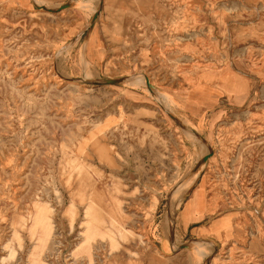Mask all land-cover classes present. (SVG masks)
<instances>
[{"label":"rangeland","instance_id":"374dc122","mask_svg":"<svg viewBox=\"0 0 264 264\" xmlns=\"http://www.w3.org/2000/svg\"><path fill=\"white\" fill-rule=\"evenodd\" d=\"M0 264H264V0H0Z\"/></svg>","mask_w":264,"mask_h":264},{"label":"crops","instance_id":"0c3cea01","mask_svg":"<svg viewBox=\"0 0 264 264\" xmlns=\"http://www.w3.org/2000/svg\"><path fill=\"white\" fill-rule=\"evenodd\" d=\"M98 59L99 58H96L93 63H96L98 61ZM199 189H201L202 193L204 194L203 185H201V184L198 185L196 190H195L194 197L191 198L190 200H188L187 202H185L182 209L180 210V213L178 214V216H179L178 218L180 221L179 225L182 228V230H184L183 232L187 233L189 230L190 233L192 231H195V232L197 231L198 233L200 232L202 234H206V233L211 234L210 230H211V226L213 225L214 222H216V221L219 222L221 220H227L229 223H232L233 216L231 215V213H224V214L216 215V217L212 216L210 218V220H209V218H208V220H206L207 211L209 210V207H211V204L207 201L205 194L204 195L202 194L203 198H204L203 206L199 209L194 208V205L196 204V202L194 204L193 201H194L195 195ZM186 206L189 207V212H188V216L183 218L182 213H183V210ZM202 238H204V237H202Z\"/></svg>","mask_w":264,"mask_h":264},{"label":"bare ground","instance_id":"6f19581e","mask_svg":"<svg viewBox=\"0 0 264 264\" xmlns=\"http://www.w3.org/2000/svg\"><path fill=\"white\" fill-rule=\"evenodd\" d=\"M90 2L88 1L87 2V4H88V6L90 5L89 4ZM94 52V51H93ZM92 52V53H93ZM136 76V75H135ZM134 77V76H133ZM133 77L131 76V78H132V83L133 84H139V83H141V82H143L144 80L143 79H141V77L138 75V77L136 78H134L133 79ZM145 82V81H144ZM150 83V82H149ZM161 96V95H160ZM195 176V175H194ZM193 180V179H192ZM32 218H33V227H34V229H35V231H36V235L38 236V237H40V239L42 240V239H44L45 238V236H42L43 234H42V230H43V228H44V226H46L47 227V230L49 231V217L47 216V211H45V210H43V211H40V210H38L37 212H36V214H33L32 215ZM87 225L90 223V219H88L86 222H85ZM47 231V232H48ZM88 232V230L86 231V232H84V233H87ZM48 234V233H47ZM47 234H46V236H47ZM88 236H89V232H88ZM200 249V251H203L204 252V250H203V248H199ZM203 252H201V253H203ZM206 252V251H205ZM206 254H200V256L201 257H203V256H205Z\"/></svg>","mask_w":264,"mask_h":264},{"label":"water","instance_id":"95a60500","mask_svg":"<svg viewBox=\"0 0 264 264\" xmlns=\"http://www.w3.org/2000/svg\"><path fill=\"white\" fill-rule=\"evenodd\" d=\"M148 83V82H147ZM148 85H149V83H148Z\"/></svg>","mask_w":264,"mask_h":264}]
</instances>
